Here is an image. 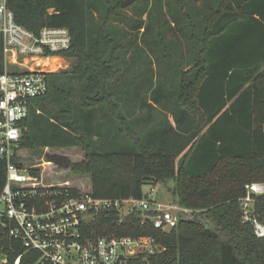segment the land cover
Listing matches in <instances>:
<instances>
[{"label": "trees", "instance_id": "obj_1", "mask_svg": "<svg viewBox=\"0 0 264 264\" xmlns=\"http://www.w3.org/2000/svg\"><path fill=\"white\" fill-rule=\"evenodd\" d=\"M123 1L7 0L17 22L35 32L45 26L69 28L71 47L60 53L79 61L73 71L49 73L48 92L34 100L21 123L25 131L19 162L25 164L31 151L59 165L67 158L49 150L80 147L85 156L71 163V169L89 175L92 195L101 198H141L145 184L176 180L175 201L200 211L181 217L170 230L138 213L121 216L116 207L97 211L86 223V234L93 238L152 236L159 251L138 254L147 264H264V237L256 234L252 219L244 220L240 207L246 185L262 179L264 172V0H220L204 28L193 35L200 53L193 70L181 71L177 110L192 102L203 125L178 153L144 141L134 121L140 108L163 105L169 93L152 85L145 97L120 101L123 94L114 81L120 72L115 66L122 27L112 23L123 15ZM2 50L0 35V73L5 67ZM61 62L57 57L49 64ZM35 106L41 113L32 118ZM103 114L112 117L115 133L104 128ZM180 114L181 126L186 116ZM119 136L127 145L102 150L104 138ZM6 178V161L0 160V193ZM254 197L255 214L249 216L264 224V193ZM27 256L22 264H36L37 253Z\"/></svg>", "mask_w": 264, "mask_h": 264}, {"label": "built area", "instance_id": "obj_2", "mask_svg": "<svg viewBox=\"0 0 264 264\" xmlns=\"http://www.w3.org/2000/svg\"><path fill=\"white\" fill-rule=\"evenodd\" d=\"M0 35L5 60L0 73V160L7 166L0 193V264H22L29 252L39 255L36 264H130L138 254L153 251L152 236L93 238L86 234V223L97 211L118 208L121 201L130 200L157 228L170 230L181 217L190 216L188 207L173 199L159 202L154 187L141 198L75 195L67 183L46 184L38 164L19 162L25 131L21 123L34 100L48 92L49 73L56 70L49 69V63L63 59L60 52L71 47L70 29L45 26L35 32L18 23L7 0H0ZM246 188L248 203L259 186L252 183ZM248 218L256 234L264 237V224Z\"/></svg>", "mask_w": 264, "mask_h": 264}, {"label": "rangeland", "instance_id": "obj_3", "mask_svg": "<svg viewBox=\"0 0 264 264\" xmlns=\"http://www.w3.org/2000/svg\"><path fill=\"white\" fill-rule=\"evenodd\" d=\"M220 4V0H184L183 2L180 0H138L125 7L123 15L112 23L122 27V31L117 28L119 31L117 41L122 46L119 49V61L115 66L116 73L118 68L120 72H118V79L116 78L117 80L114 81L118 91L121 95L123 94L120 101L128 100L131 95L138 97L143 94L145 97L147 95L145 90H149L152 85L162 87L170 96L166 103L156 108L151 109L148 106L140 108L134 118V121L138 122L140 136L152 146L161 143L165 150L178 153L191 145L195 131L199 129L200 124L203 125L202 114L192 102L186 104L184 109L177 110L179 96L177 93L179 92L181 71L193 70L192 65L200 53L195 44L196 41L192 40L193 35L204 28L205 20L210 17L209 13ZM95 15L98 18L101 16L99 11L95 12ZM193 26H195V30H193ZM197 45L199 44L197 43ZM78 66L77 58L64 56L61 63L50 66L49 69H56L55 72L73 71ZM201 69L203 66L200 67ZM51 81L52 74L49 75V83ZM182 111L186 118L180 126L177 122L179 123L180 116L178 117V115H181ZM39 113H41L39 106H35L31 117H36ZM44 115L47 116L46 113ZM99 117L106 122L104 128L115 133L116 130L111 126L112 117L109 114ZM108 134L103 133L105 136H109ZM124 145L127 143H124L123 136H119L104 138L101 147L103 151H114ZM128 145H130L129 142ZM49 151L66 157L67 159L64 161H68L70 167L49 162L41 155L37 156L35 152L31 151L28 158H23V161L29 165L38 164L46 184L67 183L71 189H77L80 194L93 191L91 177L75 173L71 169V163L84 158L85 153L82 148L70 147ZM224 167L222 166L223 169ZM244 172L241 171L242 174H245ZM261 178L252 181L259 186L258 193L255 195L262 194V189H264V172L261 173ZM176 185L177 181L174 179L157 185L148 183L144 185V193H148L154 187V198L161 203H167L171 199L175 200ZM217 189L219 190L220 187ZM255 195L251 196V201L248 203L244 197L240 199V207L245 221L249 220V215L254 216L255 214ZM129 201H121L117 206L121 216L138 213L142 219L148 217V214L137 208L134 202ZM189 209L191 216L200 211V209ZM201 218L203 219V217ZM153 249V251H144L143 254L158 252L160 245L156 243ZM136 259V262L133 260V264H147L142 255H138Z\"/></svg>", "mask_w": 264, "mask_h": 264}, {"label": "water", "instance_id": "obj_4", "mask_svg": "<svg viewBox=\"0 0 264 264\" xmlns=\"http://www.w3.org/2000/svg\"><path fill=\"white\" fill-rule=\"evenodd\" d=\"M135 2V0H124L121 4L122 7H127L128 5ZM59 165H63L64 167H70V163L68 161H64L63 163H60Z\"/></svg>", "mask_w": 264, "mask_h": 264}]
</instances>
